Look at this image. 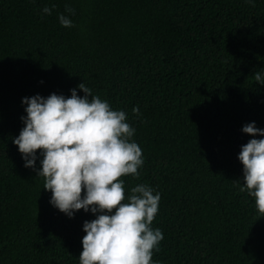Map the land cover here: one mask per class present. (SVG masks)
<instances>
[{
    "label": "trees",
    "instance_id": "16d2710c",
    "mask_svg": "<svg viewBox=\"0 0 264 264\" xmlns=\"http://www.w3.org/2000/svg\"><path fill=\"white\" fill-rule=\"evenodd\" d=\"M256 72L264 80V0H0V264H79L95 215L52 206L39 150L25 167L12 141L22 98L83 96L80 83L136 130L144 162L121 179L126 195L137 184L160 194L153 264H264V216L240 191L238 160L264 139L242 132L264 129Z\"/></svg>",
    "mask_w": 264,
    "mask_h": 264
},
{
    "label": "clouds",
    "instance_id": "9594fccd",
    "mask_svg": "<svg viewBox=\"0 0 264 264\" xmlns=\"http://www.w3.org/2000/svg\"><path fill=\"white\" fill-rule=\"evenodd\" d=\"M65 11L75 12L70 7ZM51 12L42 9L44 14ZM58 20L65 28L74 26L63 14ZM254 79L264 84L260 72ZM77 87L83 96L73 88L67 98L55 93L22 98L27 105L26 116L21 117L24 127L12 142L25 167H35L39 150L43 158L37 176L44 178L52 206L69 218L81 209L95 215L83 223L79 264H153V250H159L164 238L160 229L151 227L160 194L147 184H137L126 195L121 179L138 178L144 162L142 149L132 140L136 130L124 111L113 110L84 83ZM132 112L140 115L137 107ZM242 132L264 137V129L255 122L244 125ZM238 160L243 166L240 191L247 190L264 216V139L253 138L242 145Z\"/></svg>",
    "mask_w": 264,
    "mask_h": 264
}]
</instances>
